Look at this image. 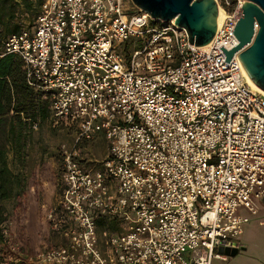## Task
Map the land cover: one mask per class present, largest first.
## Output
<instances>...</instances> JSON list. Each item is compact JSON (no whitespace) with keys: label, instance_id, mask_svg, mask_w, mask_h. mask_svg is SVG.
I'll return each mask as SVG.
<instances>
[{"label":"built area","instance_id":"1","mask_svg":"<svg viewBox=\"0 0 264 264\" xmlns=\"http://www.w3.org/2000/svg\"><path fill=\"white\" fill-rule=\"evenodd\" d=\"M242 0L206 46L130 0H43L29 28L2 42L49 99L70 240L45 264H212L240 250L264 199V95L246 82L232 33ZM103 135L100 168L79 145ZM48 222L59 225L49 211ZM99 220H105L100 228Z\"/></svg>","mask_w":264,"mask_h":264},{"label":"rangeland","instance_id":"2","mask_svg":"<svg viewBox=\"0 0 264 264\" xmlns=\"http://www.w3.org/2000/svg\"><path fill=\"white\" fill-rule=\"evenodd\" d=\"M221 1L224 0H216L218 4ZM33 2L37 7L39 0ZM17 18L25 26L29 22L33 24L32 15L20 9ZM27 130L22 157L8 156L10 170L24 178L25 188L20 197L2 203L8 220L6 238L12 257L3 256L5 248L0 242V264H45L41 262L40 254L65 246L61 237L50 228L47 215L59 204L62 195L59 147L72 144L75 133L54 126L49 117L44 121L37 119ZM79 150L83 163L97 169L108 154V145L100 134L91 142L80 143ZM246 215L250 221L240 237L246 250L224 261L215 260L213 264H264V214L256 210Z\"/></svg>","mask_w":264,"mask_h":264},{"label":"trees","instance_id":"3","mask_svg":"<svg viewBox=\"0 0 264 264\" xmlns=\"http://www.w3.org/2000/svg\"><path fill=\"white\" fill-rule=\"evenodd\" d=\"M33 0H0V242L5 248L3 256L12 257L7 244L8 220L2 203L21 196L25 188L24 178L13 173L8 166V156L22 157L27 144L28 126H34L37 119L49 117V99L43 93L32 89L25 78L21 61L13 55L2 54V42L7 36L20 32L27 26L18 21L19 9L32 15L38 14ZM105 220H99L100 228H105Z\"/></svg>","mask_w":264,"mask_h":264},{"label":"water","instance_id":"4","mask_svg":"<svg viewBox=\"0 0 264 264\" xmlns=\"http://www.w3.org/2000/svg\"><path fill=\"white\" fill-rule=\"evenodd\" d=\"M151 19L163 24L174 22L186 31L191 45L209 44L216 32L218 4L216 0H130ZM241 16L232 32L238 44L226 52L219 49L229 64L232 56L238 58L252 82L264 92V0H243ZM226 256H235L237 250H218Z\"/></svg>","mask_w":264,"mask_h":264},{"label":"flooded vegetation","instance_id":"5","mask_svg":"<svg viewBox=\"0 0 264 264\" xmlns=\"http://www.w3.org/2000/svg\"><path fill=\"white\" fill-rule=\"evenodd\" d=\"M56 215V220L59 222V225L56 228L52 227V224L48 222L50 228L52 229L53 233L57 236L61 237V239L64 241L65 245L68 244L70 237L68 234V230L70 229L69 222H67V217L65 216V212L62 211L61 207L59 205L51 208Z\"/></svg>","mask_w":264,"mask_h":264},{"label":"bare ground","instance_id":"6","mask_svg":"<svg viewBox=\"0 0 264 264\" xmlns=\"http://www.w3.org/2000/svg\"><path fill=\"white\" fill-rule=\"evenodd\" d=\"M241 3L243 4L244 2L241 1ZM217 4H218V3H217ZM224 15H225V14H224V11H222L221 7L218 6V12H217V17H216V26H217V27L220 25V23H221V21H222ZM170 24H174V22L172 21V22H170ZM243 73H244L245 80H246L247 84H248L252 89H254L255 91H257V92H259V93H261V94L264 95V92H263L261 89H259V88H258V87L252 82V80L250 79V77L248 76V74L245 72L244 68H243Z\"/></svg>","mask_w":264,"mask_h":264},{"label":"crops","instance_id":"7","mask_svg":"<svg viewBox=\"0 0 264 264\" xmlns=\"http://www.w3.org/2000/svg\"><path fill=\"white\" fill-rule=\"evenodd\" d=\"M258 211L259 212H263V214H264V199L262 200V202H261V204H260V206H259V208H258ZM245 212V213H244ZM243 212V214L245 215V216H247L246 214L248 213V212H246V211H244ZM248 217V216H247ZM249 221H250V219H249V217H248V223L247 224H249ZM247 224L245 225L246 227H247ZM245 226H244V228H243V230H242V232H241V235H243V233H244V230H245ZM241 235H240V237H241ZM239 244H241V249L240 250H238V252H237V254L235 255V256H237L240 252H244L245 250H246V248H245V243L239 238ZM226 256V255H225ZM235 256H233V257H235ZM228 257H231V256H226V259L228 258ZM215 261V260H214ZM213 261V262H214ZM218 261H220V260H218ZM213 262H212V264H213Z\"/></svg>","mask_w":264,"mask_h":264}]
</instances>
